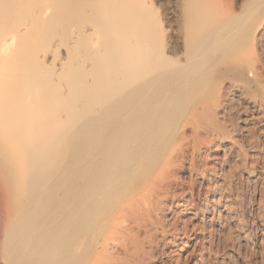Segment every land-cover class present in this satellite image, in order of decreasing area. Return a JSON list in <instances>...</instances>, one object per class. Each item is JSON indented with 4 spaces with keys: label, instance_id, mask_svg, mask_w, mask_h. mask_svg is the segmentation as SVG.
<instances>
[{
    "label": "rangeland",
    "instance_id": "rangeland-1",
    "mask_svg": "<svg viewBox=\"0 0 264 264\" xmlns=\"http://www.w3.org/2000/svg\"><path fill=\"white\" fill-rule=\"evenodd\" d=\"M226 8L229 12L223 15ZM234 10H238L239 16L231 15ZM222 16L228 18V27H236L223 37L225 40L222 38L223 47L220 40L217 48L201 54L204 57L198 58L196 66L193 60L192 63L188 61L190 66L193 64L191 67L184 63L188 42L197 38L198 33L209 30ZM225 19L220 18L219 22ZM258 25H261V35L256 42L252 35ZM263 26L264 0H0V44L7 41L5 48L10 54V63L14 62L17 68L26 65V69L21 68L27 70L23 79L42 72L55 71L58 75L62 69L67 72L60 77L55 73V76L48 75V79L51 76L48 85L58 83L57 86L63 84L60 86L72 89L77 80L68 74L71 75L70 69L73 71L79 66L84 76L77 84L84 87L87 82L86 87L97 89L101 82L128 77L134 68L140 69V63L132 54L137 48L145 53L150 63L166 62L165 57H168L181 64L180 68L190 67L194 73L192 77L198 76L190 90L181 94L180 102L174 100L177 107L172 103V111L169 108L178 120L175 130L186 132L183 142L188 150L185 149L180 157L182 161L178 159L174 167L175 181L169 190L173 199L168 200L169 206L166 204L164 211V231L154 234L156 240L153 239L152 248L148 249L143 245L147 236L142 232L134 238L127 232L120 236L106 233V242H113L112 252L115 247L117 253L106 255L108 252L93 249L88 258L91 263L264 264ZM195 30L198 33H194ZM21 48L22 54L18 51ZM17 52L18 55H14ZM25 54L30 59L26 63L22 60ZM250 67L252 71L248 72L246 69ZM63 76L69 78L65 80ZM64 81L70 82L71 88ZM67 88H63L54 100H63L62 96L71 91ZM221 91L225 92V102L219 107ZM96 106L93 104L88 111L95 113ZM64 107L68 111L71 104L64 102L58 107L62 114ZM206 167L214 170V181L209 184L211 192H208V183L196 175ZM206 208L208 212L201 215L200 211ZM119 216L123 220L127 218L124 213ZM88 260L86 264L90 263Z\"/></svg>",
    "mask_w": 264,
    "mask_h": 264
},
{
    "label": "bare ground",
    "instance_id": "bare-ground-1",
    "mask_svg": "<svg viewBox=\"0 0 264 264\" xmlns=\"http://www.w3.org/2000/svg\"><path fill=\"white\" fill-rule=\"evenodd\" d=\"M226 9L223 13L229 12ZM238 10L231 15L236 16ZM219 21L213 22L214 29L212 25L206 32L203 30L204 33L194 31L198 33L197 38L200 34L203 36L196 40L194 35L188 42L184 63L193 60L194 66L195 62L199 64L201 54L217 48L221 41L222 46L223 37L236 28L234 23L233 28L227 26V17ZM236 22L238 24V20ZM126 26L124 29L128 31ZM260 27L253 28L252 39L256 42L260 40ZM6 42L0 44V260L3 264H86L93 249L108 252L106 255L115 252V247L112 252L113 242L105 240L106 233L120 236L127 232L134 238L142 232L147 236L142 244L152 248L154 234L164 231L166 204L169 206L168 200L173 199L169 190L175 181L174 167L188 150L183 142L186 132L175 130L178 120L170 111L171 104L175 107L176 99L180 102L181 94L190 90L198 79L196 75L197 79L192 77L193 64L190 66L189 62V70H186L185 65L180 68L181 64L168 57H165L166 62L156 59L151 64L145 53L135 47L137 51L132 54L141 65L138 71L134 68L136 72L129 73L128 77L101 82L97 89L91 90L86 87L87 82L85 88L81 87L79 82L84 74L83 68L78 66L73 71L70 69L68 76L79 84L76 81V85L68 89L60 86L63 84L48 85L51 79L48 75L56 74L55 71L23 79L27 74L26 65L17 68L14 62H9ZM22 60L26 63L30 59L25 54ZM112 66L115 73L117 70ZM246 70L250 72L252 67ZM63 73L59 70V77ZM64 84L71 86L70 82L64 81ZM63 88L71 90L70 93L62 96L63 100L55 101ZM84 96L86 100L82 99ZM224 96L225 92L221 91L219 107L225 102ZM89 98L97 105L93 114L88 111L93 105ZM64 102L71 107L68 111L64 107L62 114L58 107ZM195 151L199 153L198 148ZM206 168L198 170L196 175L208 183L207 189L211 192L209 184L214 181V170ZM207 210L198 209L201 215ZM120 213L127 218L121 219ZM125 264L131 263L126 261Z\"/></svg>",
    "mask_w": 264,
    "mask_h": 264
}]
</instances>
